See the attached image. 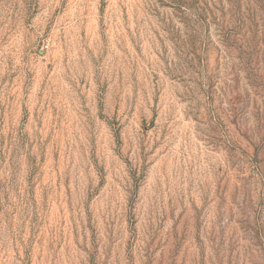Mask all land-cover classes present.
Wrapping results in <instances>:
<instances>
[{
    "label": "rangeland",
    "instance_id": "1",
    "mask_svg": "<svg viewBox=\"0 0 264 264\" xmlns=\"http://www.w3.org/2000/svg\"><path fill=\"white\" fill-rule=\"evenodd\" d=\"M0 264H264V0H0Z\"/></svg>",
    "mask_w": 264,
    "mask_h": 264
}]
</instances>
